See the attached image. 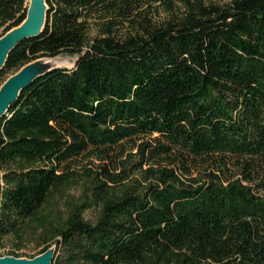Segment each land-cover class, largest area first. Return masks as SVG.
<instances>
[{
	"label": "trees",
	"instance_id": "trees-1",
	"mask_svg": "<svg viewBox=\"0 0 264 264\" xmlns=\"http://www.w3.org/2000/svg\"><path fill=\"white\" fill-rule=\"evenodd\" d=\"M46 2L43 33L11 52L0 88L39 59L77 60L0 121V249L44 247L33 259L55 241L53 264H264V0ZM28 7L0 0V38Z\"/></svg>",
	"mask_w": 264,
	"mask_h": 264
},
{
	"label": "water",
	"instance_id": "water-1",
	"mask_svg": "<svg viewBox=\"0 0 264 264\" xmlns=\"http://www.w3.org/2000/svg\"><path fill=\"white\" fill-rule=\"evenodd\" d=\"M48 6L46 0H29L28 13L25 21L0 38V71L7 63L11 52L23 41L39 37L45 29ZM39 59L19 72L9 77L0 88V121L11 106L19 99L21 93L31 87L38 79L44 77L54 69L66 68L57 64H47ZM49 59V60H54ZM1 185V184H0ZM56 254L55 248H49L41 255L33 258H16L13 256L0 257V264H53Z\"/></svg>",
	"mask_w": 264,
	"mask_h": 264
},
{
	"label": "rangeland",
	"instance_id": "rangeland-1",
	"mask_svg": "<svg viewBox=\"0 0 264 264\" xmlns=\"http://www.w3.org/2000/svg\"><path fill=\"white\" fill-rule=\"evenodd\" d=\"M214 3L217 4H221V5H225L227 3L230 2V0H211ZM96 32L95 30H93L91 36H95ZM65 59L68 61V63L66 65H64L63 67L66 68H73L75 61L77 60V57H68V56H60L57 57L56 59ZM14 75V71L13 72H8L6 74V79L13 76ZM3 172H1L0 177H2ZM3 182L0 180V184H2ZM80 193V189H72L70 192V195L72 197H78ZM97 218V213L93 212V211H88L85 213V219L90 221V222H95ZM44 247H37V245L35 243H29L26 245V247L22 250V258H26V259H31V257L37 255L39 253L40 250H42ZM50 248H57L55 245V241L51 242V246ZM13 249V246L11 244V241L8 239L5 243L4 246L0 249V257H6V256H10L9 254H11V250Z\"/></svg>",
	"mask_w": 264,
	"mask_h": 264
},
{
	"label": "bare ground",
	"instance_id": "bare-ground-1",
	"mask_svg": "<svg viewBox=\"0 0 264 264\" xmlns=\"http://www.w3.org/2000/svg\"><path fill=\"white\" fill-rule=\"evenodd\" d=\"M43 62H45V63H47V64H57V65H59V66H64V65H66L67 63H68V61L67 60H65V59H60V58H58V59H54V60H47V59H45V60H43Z\"/></svg>",
	"mask_w": 264,
	"mask_h": 264
}]
</instances>
